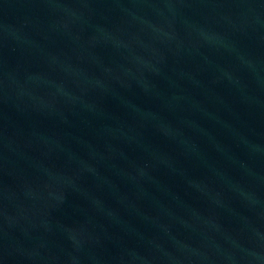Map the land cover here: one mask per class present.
Segmentation results:
<instances>
[{"label":"water","instance_id":"1","mask_svg":"<svg viewBox=\"0 0 264 264\" xmlns=\"http://www.w3.org/2000/svg\"><path fill=\"white\" fill-rule=\"evenodd\" d=\"M0 264H264V0H0Z\"/></svg>","mask_w":264,"mask_h":264}]
</instances>
